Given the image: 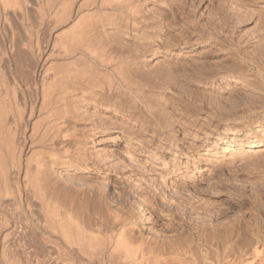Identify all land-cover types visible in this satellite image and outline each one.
<instances>
[{"label":"rangeland","instance_id":"rangeland-1","mask_svg":"<svg viewBox=\"0 0 264 264\" xmlns=\"http://www.w3.org/2000/svg\"><path fill=\"white\" fill-rule=\"evenodd\" d=\"M136 1L139 14L129 22L120 6L91 10L98 11L95 34L104 46L100 52L114 56L119 87L97 105L82 88L73 93L84 98L68 108V141H78L80 162L76 169L58 166L73 216L105 242L117 217L126 216L135 236L156 239L150 252L160 257L150 256L158 264H264V144L235 151L248 138L264 139V0ZM25 3L17 12L0 8V73L9 66L13 41L32 35L51 50L54 36L72 24L41 21L37 1ZM56 63L51 59L45 67L56 70ZM121 75L141 82L139 96L124 92ZM217 135L226 143L218 144ZM218 145L228 148L224 157L203 154ZM0 208V220L7 215L10 224L0 222L2 240L16 221ZM95 224L101 225L97 232ZM31 235L38 246V233ZM12 247L5 257L0 241V264L23 258Z\"/></svg>","mask_w":264,"mask_h":264},{"label":"bare ground","instance_id":"bare-ground-1","mask_svg":"<svg viewBox=\"0 0 264 264\" xmlns=\"http://www.w3.org/2000/svg\"><path fill=\"white\" fill-rule=\"evenodd\" d=\"M26 1L28 0H0V8L17 12L25 7ZM36 1L38 7L36 6L35 9H39L38 14L41 21L51 18L56 23L63 22L62 26L71 22L72 24L67 28L68 32L54 36L56 39H54V43L52 42L51 50L44 49L38 40L34 42L32 35L26 37L20 44L13 41L9 51V69L7 67V70H2L0 73V207L9 211L16 221L15 227L10 231L7 229L8 232H4L2 240H0L3 256L7 257L8 251L11 252L10 248L14 246L16 247L15 252L16 250L18 253L20 252L18 255L23 258L18 261L21 257L16 255L19 258L15 257L14 259L19 263H15L10 257L9 260L7 259L9 264H47V261L49 264H75L76 261L78 264H95L94 262L98 258L104 261L102 264H158L160 260L158 261L156 255L160 257V252L159 254L154 253L156 252L155 248L154 252H150L158 242L153 238L143 239L135 236L126 216L125 218L120 216L121 219L117 217L118 226L114 227L116 229H111L113 235L109 233L111 236L106 237L107 242L104 241L105 237L103 240L101 239L102 233L97 232L101 225L93 226L97 227L95 228L97 233L94 232L95 230L92 231L93 228L88 231L91 228L89 225L86 231L85 227L81 226L82 223L79 224L75 220L74 207L72 203L67 202V198L64 197L66 195L62 193V186L66 182L59 177L58 171V166L76 169V163L80 162V155H78L80 151L76 146L78 141L74 140V144L71 145L69 143L73 138L68 134L70 126L68 108H72L69 105L73 104H76L73 105L76 108L77 103L83 102L84 98L82 99L78 95L77 97L83 100L80 101L73 93L78 88H82L81 90L87 94L86 96H89L87 101L97 105L99 101L103 100L102 97L105 98L106 92L109 93L115 86H118L116 85L118 82L115 81L117 77H114L112 73L114 69L111 68L112 62H115L112 59L114 56L111 57V55L100 52V50L104 51V46L95 34V22H97L95 20L97 19H93L94 16H97L95 13L98 11L95 10L97 12L93 13L94 9L92 8L97 7L104 10V8H110L109 6H120L123 8L122 10H127L126 18L128 20L129 16L133 18L132 14H139L136 13V9L134 10V7L136 8L139 3L136 0H80V3L77 4L75 0ZM75 4L80 15H76L79 12L75 11ZM115 10L117 11V7ZM136 19L134 17L135 21L130 22L135 23ZM100 22L102 21L100 20ZM56 46L57 52H55ZM99 47L102 49H98ZM1 52L3 53V51ZM6 54L4 55L8 57ZM34 54L36 55L33 56ZM32 58L34 59L32 60ZM54 58L58 60L56 70L53 67L55 71L52 70L51 64L45 67V64ZM26 64L30 67H28V73L23 71V66ZM101 69H104L103 72ZM37 76L40 78L38 79ZM126 76H118L119 83L125 89L124 92L129 90L139 96L141 82L139 81L140 83L137 84L136 81L128 79L131 76H127L128 78ZM135 82L136 84H134ZM119 89L121 90V88ZM105 132V129L101 132H94V136ZM69 137L71 139L68 141ZM216 138L218 144L226 143L222 135H217ZM263 144L264 139L255 136L243 141L238 149L235 148V151L241 149L254 151ZM72 145L75 147L70 150ZM227 151H229L228 148L222 145L215 148L209 146L203 154H217L218 157H224ZM155 160L157 161V159ZM69 189L71 190V188ZM96 214L97 212H95ZM28 215L31 218L32 215L33 217L38 215L39 218L41 215L43 220L31 221L27 217ZM6 216L4 215V217ZM4 217L0 222L2 226H7L9 217L6 219ZM90 226L92 225L90 224ZM34 231L38 233L39 241H37L40 242L38 246L29 239V237L32 238L31 234ZM138 241H141V244H138ZM151 253L156 254H153L155 256H152L153 259L150 256Z\"/></svg>","mask_w":264,"mask_h":264}]
</instances>
